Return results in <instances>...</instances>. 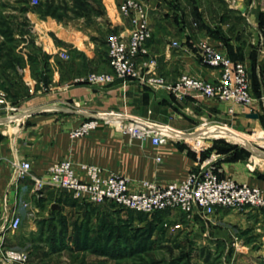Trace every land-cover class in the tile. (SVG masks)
<instances>
[{
    "label": "crops",
    "instance_id": "crops-1",
    "mask_svg": "<svg viewBox=\"0 0 264 264\" xmlns=\"http://www.w3.org/2000/svg\"><path fill=\"white\" fill-rule=\"evenodd\" d=\"M121 1L103 0L105 15L92 24L85 17L60 22L30 12H18V20L11 24L12 48L0 46V88L16 109L13 114L0 110V229L4 196L10 204L31 199V177L10 184V163L16 160L29 162L36 177L62 160L95 165L127 178L133 191L140 189L141 181L160 186L179 182L199 160L210 164L219 178L230 177L264 194V0H141L148 8L153 34L144 46L146 54L137 58L139 65L153 60L152 75L168 83L182 75L216 83L220 71L204 65L199 55V42L207 41L231 61L245 64L254 98L248 106L202 98L192 91L178 98L136 80H115L101 87L76 84L89 73L112 72L106 38L115 34L127 39L130 28L118 13ZM167 40L181 47L168 48ZM112 111L180 132L192 131L202 122L222 126L225 129L205 132L226 140L215 139L197 154L186 142L153 146L107 126L87 137L69 138V131L92 115ZM43 194L35 219L23 217L19 228L26 231L25 238L42 239L33 242L41 248L27 253L26 264H55L50 259L57 253L48 249L51 238L69 239L74 225L87 219L95 229L101 215L113 212L105 206L83 205L62 190L46 188ZM225 211L218 210L214 218L220 219ZM11 235H2L7 247Z\"/></svg>",
    "mask_w": 264,
    "mask_h": 264
},
{
    "label": "built area",
    "instance_id": "built-area-1",
    "mask_svg": "<svg viewBox=\"0 0 264 264\" xmlns=\"http://www.w3.org/2000/svg\"><path fill=\"white\" fill-rule=\"evenodd\" d=\"M118 13L121 18L129 21L130 28L127 39L115 34L107 38V57L112 72L89 73L76 79V84L101 87L112 84L115 80L123 83L136 80L142 86L163 90L178 98H183L188 91H192L199 97L236 106H248L254 101L245 64L231 61L207 41L199 42V55L204 65L220 71L216 83L186 75L180 76L174 83H168L162 77L152 75L153 60L141 65L137 63V58L146 54L144 46L153 34L147 6L140 0H122L118 4ZM167 46L181 47L178 42L169 40ZM60 56L68 59L66 54ZM0 110L10 114L16 111L6 100L1 88ZM232 111L229 108L228 112ZM101 126L111 127L116 133L126 135L131 140L149 142L153 146H163L169 141L186 142L197 154L205 152L215 139L226 140L205 132L209 128L225 129L222 126L202 122L192 131L180 132L149 119L113 111L92 115L77 128L70 130L68 136L70 139L87 137ZM10 170V184L31 177V199H18L10 204L7 196L2 198L0 264L27 263L28 254L24 250L7 247L2 235L4 232H17L23 217L35 219L37 203L43 199L46 188L62 190L79 203L92 206L112 205L123 211L148 216L176 211L191 220H205L213 218L218 210L237 211L244 208L264 215V194L261 189L238 183L230 177L219 178L210 164L199 163V160L196 169L183 180L165 186L141 181L138 191L130 189V181L125 177L109 173L95 165L69 160L49 165L41 177L31 175V165L27 161L11 162Z\"/></svg>",
    "mask_w": 264,
    "mask_h": 264
},
{
    "label": "rangeland",
    "instance_id": "rangeland-1",
    "mask_svg": "<svg viewBox=\"0 0 264 264\" xmlns=\"http://www.w3.org/2000/svg\"><path fill=\"white\" fill-rule=\"evenodd\" d=\"M18 1L0 0L1 23L8 26L18 20ZM27 1L30 13H61L65 20L76 19L72 12L80 3L77 11L82 12L87 24L105 15L103 0ZM112 211L107 220L114 234L109 242L103 236L97 240L99 250L76 254L67 249L50 260L55 264H264V215L257 211L227 210L220 219L214 216L205 220H191L176 212L148 216ZM25 232L19 229L9 236V248L34 253L41 247L37 242L29 244L38 239L25 238Z\"/></svg>",
    "mask_w": 264,
    "mask_h": 264
},
{
    "label": "trees",
    "instance_id": "trees-1",
    "mask_svg": "<svg viewBox=\"0 0 264 264\" xmlns=\"http://www.w3.org/2000/svg\"><path fill=\"white\" fill-rule=\"evenodd\" d=\"M80 3L76 4V8L73 9V15L75 17H84V15H82L81 11H77L79 9L78 6ZM28 1L27 0H19L18 1V12L21 14H24L26 12L30 11V6H28ZM81 5H83V2H81ZM75 10V11H74ZM39 15L42 18H47L50 17L52 19H55L57 21H63L65 20L66 16H63L61 13L60 14H47L44 13L42 11L39 10ZM12 32V28L11 25L9 24L8 26L4 25L3 23L0 22V37L2 38V42H1V50H7L12 48L13 45V40L10 38V34ZM83 205H89V204H85L82 203ZM90 206V205H89ZM107 209H113V210H117V208H115L112 205H104ZM119 210V209H118ZM121 210V209H120ZM126 212H130V211H126ZM132 214H135L133 212H130ZM113 214V213H112ZM112 214H107V215H101V218L98 222V227L97 229H93V226L90 225L89 223V219L86 220V222H84L82 225L77 226L74 225V233L73 235L69 238V239H65V238H57L59 240H55L53 239V244L49 245V252H53V253H61L62 251H65L67 249H69L68 251L71 253H83L85 251H89V250H93L95 248V250H99L98 246H96L97 244V240H99L101 238V236H103L104 239H106L109 242V239L111 238L112 234H114V231H112V227L109 226L108 224V220ZM158 214V213H157ZM135 215H143V214H135ZM107 222V223H106ZM65 230L59 232V234L61 235V233H63ZM61 237V236H60ZM92 237V239H91ZM38 240H42L41 238H37ZM68 242H71V245L67 244ZM33 243V242H31ZM68 247H72L74 249V251Z\"/></svg>",
    "mask_w": 264,
    "mask_h": 264
},
{
    "label": "water",
    "instance_id": "water-1",
    "mask_svg": "<svg viewBox=\"0 0 264 264\" xmlns=\"http://www.w3.org/2000/svg\"><path fill=\"white\" fill-rule=\"evenodd\" d=\"M249 118H252V119H257L258 117H257V115H249L248 116ZM253 152V151H252Z\"/></svg>",
    "mask_w": 264,
    "mask_h": 264
},
{
    "label": "bare ground",
    "instance_id": "bare-ground-1",
    "mask_svg": "<svg viewBox=\"0 0 264 264\" xmlns=\"http://www.w3.org/2000/svg\"><path fill=\"white\" fill-rule=\"evenodd\" d=\"M210 129V128H209Z\"/></svg>",
    "mask_w": 264,
    "mask_h": 264
}]
</instances>
